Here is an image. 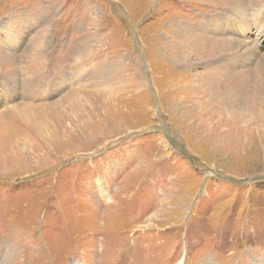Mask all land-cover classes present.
Instances as JSON below:
<instances>
[{"label": "rangeland", "instance_id": "374dc122", "mask_svg": "<svg viewBox=\"0 0 264 264\" xmlns=\"http://www.w3.org/2000/svg\"><path fill=\"white\" fill-rule=\"evenodd\" d=\"M256 10L0 0V264H264V89L201 91L230 61L192 45L263 56Z\"/></svg>", "mask_w": 264, "mask_h": 264}, {"label": "bare ground", "instance_id": "6f19581e", "mask_svg": "<svg viewBox=\"0 0 264 264\" xmlns=\"http://www.w3.org/2000/svg\"><path fill=\"white\" fill-rule=\"evenodd\" d=\"M203 2L204 3L206 2L209 4L212 3V4H215V6L216 5L225 6L226 8L229 9V11L231 13L237 12V14H238V13H244V11L246 13V11H248L249 7H252L253 10H256L257 6L261 4L262 0H203ZM259 11H260V9L256 10L257 16H259V14H258ZM255 21H256L255 23H258V24H259V22H261V20H259V17L255 18ZM234 22L229 21L228 25L233 27L234 29H237V26ZM223 31L224 30L221 31V34L224 35L225 37H222L220 39L216 40L215 36H210V34H206L205 38L200 37V38H198L192 42L193 46H194V44H198V46H197L199 48L198 51H203L206 54L204 56H206L207 58L215 56L216 54H225L229 57V61H230V63H229L230 68L228 67V70H226V72L221 71V72L215 73L216 77L217 78L219 77L218 80L213 79L212 83L209 84V81L207 79H206V81H204L205 79L203 80V77H202L201 81H203V82L201 84H199V82H198L199 86L201 87V91L205 90L208 95H210L211 97H214L215 96L214 95L215 90L217 93L218 91H221L220 89H222L223 85H226L230 89L229 88L226 90L222 89L223 91L218 93L220 99H225L228 95H230L229 90H231V89H232L233 95L236 94V91H244L246 93V95L248 96L249 102H253L250 104V107H252V109L257 108L258 110H261L260 106L259 105L257 106V103H256V101H258L257 98L255 96L249 95L250 92L255 93V94L257 92L251 91V89H249V86L253 82L254 86L257 87L258 89H262V90L264 89V55L261 56V53L259 54L258 49L253 50L252 46L248 42H244V41L242 43L234 42V41L232 42L230 40L231 38H228V36H227V34H229L230 31L232 32V30H228L227 32H223ZM262 36H263V32L259 31V35L257 36V39H254V47L260 41V39H262ZM199 46H203V48H201ZM232 70L235 71V73H233ZM223 71H225V69ZM214 78H215V76H214ZM195 80H196V78H195ZM195 80H194V82H195ZM257 97H259V95ZM263 103H264V101H263ZM226 107H227V104H226ZM230 107H232V105ZM230 109L228 108V110H230ZM257 109H253V110L255 112H258ZM242 110L247 113V112H249L248 110H250V109H248L244 105V107H242ZM7 112H8V110H7ZM31 113H33L32 110L25 112V111H20L19 109H17V110L12 112V116L14 115L15 117L23 120L24 122H31L34 129L37 127H40L36 123V120H35L36 118H35L34 114L32 116ZM235 113L237 114L238 112L235 111L234 114ZM246 113H244V114H246ZM236 114H235V116H236ZM260 115L261 114H258L255 117V120L257 119L259 121H262V118L260 117ZM198 117H200V116H198ZM238 118H240V117H238ZM189 123H190V121H189ZM46 125L47 124L44 123V127Z\"/></svg>", "mask_w": 264, "mask_h": 264}]
</instances>
